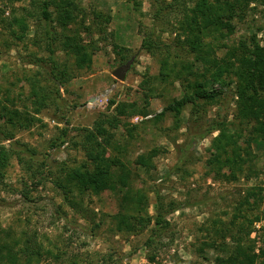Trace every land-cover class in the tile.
<instances>
[{"label": "rangeland", "instance_id": "1", "mask_svg": "<svg viewBox=\"0 0 264 264\" xmlns=\"http://www.w3.org/2000/svg\"><path fill=\"white\" fill-rule=\"evenodd\" d=\"M41 1L0 0V107L23 114L20 122L0 114V138L8 132L36 152L34 156L14 155L0 177L1 228H11L12 238L23 242L36 235L38 243L52 252L48 264H230L226 261L237 240L253 244L259 256L255 264H264V140L252 142L253 160L231 176L228 168L217 172L209 164L218 132L200 137L213 122L227 118L235 123L230 131H237L245 145L250 128L236 125V76H224V83L216 84L207 78L212 98H197L182 107L181 113L170 111L159 117L184 94L175 72L162 79L159 60L169 54L170 66L177 64L176 68L195 60V55L183 49L180 13L174 9L158 21L154 19L155 0H76L111 20L104 31L96 28L91 35L81 31L84 44L92 49L89 64L78 67L61 40L55 44L57 73L64 69L66 73L64 82L57 84L49 64L33 62L35 57H49L39 29ZM14 17L27 21L29 29L23 39L12 33ZM149 31L166 43L164 53H150L142 47ZM253 35L264 46V0L251 3L245 20L237 22L234 33L220 39L219 47L213 44L209 57L226 58L231 48ZM132 57L126 79L118 80L113 71ZM195 63L203 69L200 62ZM34 80L51 87L42 105L27 98ZM121 102L134 103L136 111L130 115L132 108H128L129 116L122 117L125 123L115 130L126 158L134 160L142 152L158 149L149 171L137 169L141 178L135 184L149 195L147 211L152 220L134 232H117L112 218L117 205L111 191L82 193L73 185L71 204L57 184L67 181L68 168L86 161L81 144L86 130L93 129L102 114L115 113ZM136 116L142 120L136 122ZM61 127H67L70 138L51 147ZM1 139L11 145V140ZM97 150L100 155H120L105 143ZM156 192L161 197H155ZM235 213L238 219L232 222ZM162 214L157 227L156 218ZM256 216L260 219L249 226L245 219Z\"/></svg>", "mask_w": 264, "mask_h": 264}, {"label": "trees", "instance_id": "2", "mask_svg": "<svg viewBox=\"0 0 264 264\" xmlns=\"http://www.w3.org/2000/svg\"><path fill=\"white\" fill-rule=\"evenodd\" d=\"M258 1L260 0H171L169 2L155 0L153 3L156 7L154 19L158 21L170 11L177 9L180 13L178 22L181 32L184 34L181 41L185 45L183 49L195 55V60L200 62L203 67V69L196 67L195 60L194 63H187L178 68H176L177 64L170 66L169 54L159 60L162 79L166 80L171 73L175 72V77L180 79L184 88L183 96L169 103L159 117L165 116L170 111L179 114L182 107L189 103H195L197 98H212L206 88L207 78H210L213 84L224 83V76L235 75L237 78L235 121L236 125L250 128L245 145L240 142L241 135L237 131H230L231 125L235 123L228 121L227 118L223 121L213 122L200 136L203 138L218 132L212 142V159L209 164L217 172L228 168L231 171V176L236 175L238 170L253 160L252 142L256 138L264 140V46L256 41V37L253 35L251 39L241 40L239 46L231 48L226 58L217 59L214 57L211 60L209 55L214 52L213 44L219 47L221 38L234 33L237 22L245 20L251 3ZM38 4L42 16L39 29L42 30V40L49 50V57L48 59L35 57L33 62L39 66L49 64L50 73L54 77L55 83L60 84L61 82L62 84L66 73L65 69L60 75L57 73L59 61L56 57L55 44L61 40L64 49L74 56L75 64L78 67L89 64L92 49H89L88 44H84L80 33L86 31L91 35L96 28L104 31L106 22L111 19L102 11L82 7L76 0H42ZM51 7H53L52 10ZM87 20L89 23L86 24ZM16 24L19 26L18 30L14 27ZM10 26L12 33L18 39H23L29 29L27 21L22 17H14V22ZM181 38L182 34L179 33L178 39L181 40ZM39 41L41 42V39H38ZM142 47L150 53H164V49L168 48L166 43H162V40L154 37L153 31L147 32L144 36ZM40 84L39 80L31 82L27 98L42 105L48 100L51 87ZM112 104L114 101H111L110 106ZM44 106L46 107V105ZM128 108H132V111H129L130 115L136 112L134 103L132 105L127 102L118 103L115 113L102 114L101 118L95 121L93 129L86 130L81 143L86 161L77 167L68 168L67 181L57 183L63 190L65 201L71 204L70 194L74 191L73 185L82 193L90 191L100 194L111 191L115 195L117 205V211L112 217L117 232L124 230L134 232L139 226H146L151 222L152 219L147 211L149 195L145 188L138 187L135 182L141 178L137 169L149 171L153 166L154 157L158 154V149L153 148L140 153L134 160L126 158L124 147L119 146L115 138V130L125 123L122 117L129 116L127 115ZM0 114L2 118L14 122H20L23 117L22 112L18 109H10L6 105H1ZM25 119L30 120L29 117H25ZM1 138L11 140V145L3 144ZM1 138L0 177L14 155L21 156V153H28L34 156L36 153L27 145L15 140V137L8 132L4 133V137ZM68 138L70 137L67 127L59 128L58 135L51 141V147L64 143ZM103 143L113 149H118L120 155H100L97 149ZM155 197H161L160 193L156 192ZM163 218V214L158 215L156 218L157 227L160 226ZM237 219L238 214L233 215L232 222ZM259 219L260 216H256L255 219L245 220L251 226L254 220ZM12 237L11 228L2 229L0 226V264H36L40 262L48 264L52 252L38 243L36 235L32 239L26 238L25 242ZM237 242V246L230 249V255L226 262L255 264L259 256L255 253L253 244L249 246L243 245L241 240H237ZM55 258L58 259L59 256ZM95 264H104V262Z\"/></svg>", "mask_w": 264, "mask_h": 264}, {"label": "water", "instance_id": "3", "mask_svg": "<svg viewBox=\"0 0 264 264\" xmlns=\"http://www.w3.org/2000/svg\"><path fill=\"white\" fill-rule=\"evenodd\" d=\"M135 57H132L129 61H127L125 64L117 67L113 71V76L116 77L120 81H124L126 79L127 73L130 70Z\"/></svg>", "mask_w": 264, "mask_h": 264}, {"label": "built area", "instance_id": "4", "mask_svg": "<svg viewBox=\"0 0 264 264\" xmlns=\"http://www.w3.org/2000/svg\"><path fill=\"white\" fill-rule=\"evenodd\" d=\"M134 120H135L136 122H138L139 120H142V118L139 117V116H136V117L134 118Z\"/></svg>", "mask_w": 264, "mask_h": 264}]
</instances>
